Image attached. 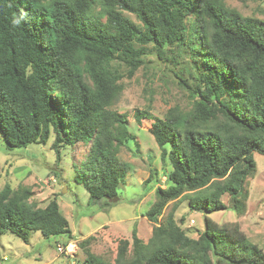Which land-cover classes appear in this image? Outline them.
I'll list each match as a JSON object with an SVG mask.
<instances>
[{
	"label": "trees",
	"instance_id": "16d2710c",
	"mask_svg": "<svg viewBox=\"0 0 264 264\" xmlns=\"http://www.w3.org/2000/svg\"><path fill=\"white\" fill-rule=\"evenodd\" d=\"M173 48L188 51L196 74L190 81L175 73L190 107H169L148 128L170 165L167 185L156 187L143 213L154 226L146 241L132 229L130 257L121 241L113 261L86 251L76 264H264V251L237 222L208 216L245 212L253 152L264 154V21L224 0H0L1 140L13 149L51 137L58 160L78 147L73 179L95 211L116 204L129 169L118 153L133 135L127 116L111 108L120 79L144 66L148 53L168 60ZM145 117L152 118L148 110H135L137 123ZM31 196L27 185L0 189V234L27 243L40 231L65 244L71 230L57 200L41 207ZM180 201L203 213L196 237L174 218Z\"/></svg>",
	"mask_w": 264,
	"mask_h": 264
},
{
	"label": "rangeland",
	"instance_id": "374dc122",
	"mask_svg": "<svg viewBox=\"0 0 264 264\" xmlns=\"http://www.w3.org/2000/svg\"><path fill=\"white\" fill-rule=\"evenodd\" d=\"M243 16L264 21V0H224ZM138 22L132 14H127ZM169 50L168 60L154 52L146 56V64L131 76L124 75L120 81L122 90L112 109L127 116V127L133 135L121 148L118 157L129 164V169L118 187V201L106 211H95L96 205L88 208V192L73 179L71 164L79 159V148L63 149L61 159H56L50 148V137L45 144L31 143L25 147L8 149L0 137V189L9 184L31 187V200L45 206L55 198L59 209L66 217L71 230V239L46 238L40 231H31L26 243L9 231L0 234V264H76L90 251L105 261H113L121 241H127L126 256L132 252V229L144 241L154 226L144 215L155 200L157 186L167 185L166 172L170 169L168 159L162 160L153 135L148 131L154 117H163L169 107H190L188 90L180 87L175 73L193 80L196 70L193 57L187 50ZM148 110L152 118L136 122L135 110ZM254 174L247 178L248 193L245 212L236 215L231 209L209 213L217 223L237 222L250 241L264 251V154L253 152ZM64 178L65 181L63 180ZM147 180V181H146ZM221 199L228 204L227 194ZM174 203L170 201L163 209L165 215ZM175 220L196 237L203 229V213L189 209L180 201L173 212ZM64 251L57 249V245ZM75 257L74 261L70 258Z\"/></svg>",
	"mask_w": 264,
	"mask_h": 264
},
{
	"label": "built area",
	"instance_id": "2783aa9c",
	"mask_svg": "<svg viewBox=\"0 0 264 264\" xmlns=\"http://www.w3.org/2000/svg\"><path fill=\"white\" fill-rule=\"evenodd\" d=\"M57 249H58V250H60V251H64V250H63V249H64V247H63V246H61V245H59V244L57 245Z\"/></svg>",
	"mask_w": 264,
	"mask_h": 264
}]
</instances>
